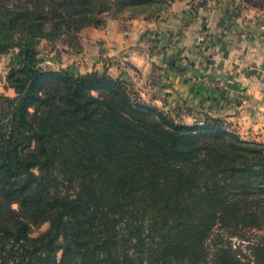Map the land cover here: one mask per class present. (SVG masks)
Segmentation results:
<instances>
[{"label":"trees","instance_id":"1","mask_svg":"<svg viewBox=\"0 0 264 264\" xmlns=\"http://www.w3.org/2000/svg\"><path fill=\"white\" fill-rule=\"evenodd\" d=\"M176 1L0 0L15 94L0 95V264H264V236L252 261L212 238L264 230V144L209 117L176 123L107 65L41 66L43 40L71 45L108 17Z\"/></svg>","mask_w":264,"mask_h":264},{"label":"crops","instance_id":"2","mask_svg":"<svg viewBox=\"0 0 264 264\" xmlns=\"http://www.w3.org/2000/svg\"><path fill=\"white\" fill-rule=\"evenodd\" d=\"M220 3L216 10L197 4L194 16L173 4L156 24L122 29L108 20L103 29L85 28L83 52L60 66L87 74L111 63L109 75L131 81L145 103L192 120L224 118L264 141V12ZM202 33L211 40L208 62L194 50Z\"/></svg>","mask_w":264,"mask_h":264},{"label":"rangeland","instance_id":"3","mask_svg":"<svg viewBox=\"0 0 264 264\" xmlns=\"http://www.w3.org/2000/svg\"><path fill=\"white\" fill-rule=\"evenodd\" d=\"M220 1L222 0H180L176 1L173 4H185L186 10L193 11L197 4H200L206 8L216 10L218 8V5H220ZM229 2V6L234 9V11L239 10H256L258 12H264V10H260L257 8H253L251 5H249L245 0H227ZM173 4L166 6H157V7H150L146 8L144 10H132V11H126L122 14H119L117 17H108L106 18V23L108 20H116L121 25L122 29H127V27L130 25V22L138 21L143 22L147 24H156L159 22L161 18H165L170 14L171 8ZM191 16H194V14L190 13ZM103 29V28H102ZM67 39H63L62 41H55V42H49V41H41L40 44L37 47V51L39 54V58L41 60V66L46 69L51 70H65L67 72L73 73V74H79L75 72L74 70H71V68H64L62 69L60 65H64L66 61H71L74 59H77V56L83 52V46L79 39V41L74 42L73 44H68ZM211 40L209 38V35L206 33H202L195 46L194 50L197 54H199L200 58L204 59L205 61H209L211 58L209 51ZM14 55V52H11L9 54H6L0 58V95H4L9 98L15 97L14 91L11 90L6 83V75L8 72V67L10 64V61ZM110 66L111 63L106 62L103 65V68L105 66ZM59 67V68H58ZM154 68V67H153ZM155 71V69H153ZM126 83L129 85V87L133 90V92L138 95L141 102L145 103L142 98L139 96V94L134 90L133 84L131 81L126 80ZM147 104V103H145ZM152 107H155L156 109L164 112L167 114L173 121H175L178 124L186 125V126H194V125H201L206 117L220 120L225 128L233 133L236 134L241 140L249 143H257V144H264V141H255L252 138L248 137V133H241L239 131V126L235 127L234 123L227 121L224 118L219 117H211L208 115L203 116L202 118H196V119H188L185 117H180L179 115H173L169 111H164L161 108L156 107L155 105L147 104ZM184 113V112H183ZM186 114V113H184ZM187 116V115H186ZM251 129H249L250 131ZM13 209H17L16 205L12 206ZM48 229V224L42 225L40 228H31L30 237L35 238L39 236L40 234L44 233ZM215 236H220L219 239L227 242L228 245L231 247L233 251H235L237 254H239L243 259L246 261H252L251 257V247L253 244L260 241V238L264 236V230L256 231L252 230L250 232H241L238 235H229L225 233L224 231L220 229H215L212 238H215ZM217 238V237H216ZM216 240V239H215ZM60 252L57 254V259L60 258ZM208 264H211V262H208Z\"/></svg>","mask_w":264,"mask_h":264}]
</instances>
